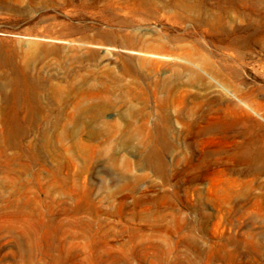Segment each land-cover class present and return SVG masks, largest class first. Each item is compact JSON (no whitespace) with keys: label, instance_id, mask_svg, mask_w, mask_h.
I'll list each match as a JSON object with an SVG mask.
<instances>
[{"label":"rangeland","instance_id":"obj_1","mask_svg":"<svg viewBox=\"0 0 264 264\" xmlns=\"http://www.w3.org/2000/svg\"><path fill=\"white\" fill-rule=\"evenodd\" d=\"M0 264H264V0H0Z\"/></svg>","mask_w":264,"mask_h":264},{"label":"bare ground","instance_id":"obj_2","mask_svg":"<svg viewBox=\"0 0 264 264\" xmlns=\"http://www.w3.org/2000/svg\"><path fill=\"white\" fill-rule=\"evenodd\" d=\"M232 54V53H231ZM229 55V54H228ZM255 161H256V163L258 164L260 161H261V157L260 156H257L256 158H255ZM257 171H261L262 170V167L260 166V165H257V169H256Z\"/></svg>","mask_w":264,"mask_h":264}]
</instances>
